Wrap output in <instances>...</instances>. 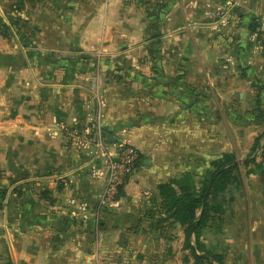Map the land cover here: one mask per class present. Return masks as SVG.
I'll use <instances>...</instances> for the list:
<instances>
[{
  "label": "crops",
  "instance_id": "crops-1",
  "mask_svg": "<svg viewBox=\"0 0 264 264\" xmlns=\"http://www.w3.org/2000/svg\"><path fill=\"white\" fill-rule=\"evenodd\" d=\"M151 1L165 6L159 28L138 0H25L21 12L0 0V264H178L181 250L185 264L167 233L178 227L182 244L184 228L160 222L158 186L206 176L225 154L242 181L225 263L264 264V163H243L264 127V53L252 41L264 0ZM97 141L142 157L113 207L100 202Z\"/></svg>",
  "mask_w": 264,
  "mask_h": 264
},
{
  "label": "trees",
  "instance_id": "trees-1",
  "mask_svg": "<svg viewBox=\"0 0 264 264\" xmlns=\"http://www.w3.org/2000/svg\"><path fill=\"white\" fill-rule=\"evenodd\" d=\"M24 2L25 0H18L14 10L23 11ZM138 2L140 7L145 8L151 16L149 18L150 28H159L160 14L165 7L164 4H153L151 0H138ZM11 26L19 28L24 24L22 19H11ZM11 26L1 25L3 37H11ZM255 31L256 29L253 32ZM160 35L159 31L155 32L154 38L160 37ZM24 39L26 48L34 47L28 38ZM159 44L160 41L155 42V45ZM29 54L33 56V52L29 51ZM48 57H54V55H48ZM81 60L90 64L94 62L93 58L89 56H81ZM97 67H101V65H98L96 61L94 69ZM120 72L122 71L116 70L108 73L117 80L128 78L129 74L120 76ZM255 122L260 125L264 124V106L260 103L255 113ZM258 153L264 163V132L256 138L251 155L243 162L245 168L256 165L257 158L254 157ZM141 159L142 157L138 164ZM211 167V172L206 176L199 177L191 173H183L158 186V200L160 201L161 215H163L160 222L171 221L172 224L184 228V250L189 251L193 256L195 264H226L225 255L215 249H208L202 238L210 223L225 213V194L229 192L230 188L238 187L242 183L241 167L235 154H225L221 159L213 161ZM261 167L260 165L258 168L261 169ZM3 192L2 197L6 195V190ZM187 261L185 258V262Z\"/></svg>",
  "mask_w": 264,
  "mask_h": 264
},
{
  "label": "built area",
  "instance_id": "built-area-1",
  "mask_svg": "<svg viewBox=\"0 0 264 264\" xmlns=\"http://www.w3.org/2000/svg\"><path fill=\"white\" fill-rule=\"evenodd\" d=\"M252 41L264 53V18L260 20L256 31L253 33ZM76 137L82 140L81 134H77ZM113 148L114 151H110L103 147L99 153V156L102 157L103 171L98 170V172L101 171L100 175L104 177L100 202L105 207L115 206L121 194V189L136 171L141 157V153L137 148L123 141L114 144Z\"/></svg>",
  "mask_w": 264,
  "mask_h": 264
},
{
  "label": "rangeland",
  "instance_id": "rangeland-1",
  "mask_svg": "<svg viewBox=\"0 0 264 264\" xmlns=\"http://www.w3.org/2000/svg\"><path fill=\"white\" fill-rule=\"evenodd\" d=\"M257 98L258 97H256V99L250 98V101L252 102V100H253V102H256ZM250 101H249V103H251ZM256 103H254V104H256ZM262 132H264V127H263V131ZM96 146H97L96 148H98V150H96V155H95L96 158L95 159L96 160H101V162H102V157L99 156V153L101 152L100 150L103 147H105V145L103 143L98 142ZM94 169H96V165H94ZM233 191H234V189L230 188L229 192H227L225 194V199H226V201L224 202L225 213L223 215H220L215 221H212L210 223L208 229L205 230L203 238H202L204 243H205V245H206V247L208 249H215V251H217L219 253H223L222 252L223 248L221 246H223V245L227 246L226 243H225V237L223 235H221V234H222V229L225 228V223L230 221V217H231L230 216V214H231V198H232ZM221 217L225 220V222L223 224H222V221L220 220ZM218 227H219V229H217ZM182 232H181V230H179L178 227L174 231L171 230V229L167 230V233L170 234L171 236L175 237V239L177 240V243H176L177 246L185 244V240L182 242V244H181V242L179 243V241L181 240V238H183V236L180 238V237H178V234L182 233ZM219 247H220V249H218ZM180 252H181V255L176 260V263L183 264L184 263V261H183L184 252H183V250H181ZM186 259L188 261L185 262V264H195V260H194L193 256L190 253H189V255H186ZM226 259H227V255H226Z\"/></svg>",
  "mask_w": 264,
  "mask_h": 264
},
{
  "label": "water",
  "instance_id": "water-1",
  "mask_svg": "<svg viewBox=\"0 0 264 264\" xmlns=\"http://www.w3.org/2000/svg\"><path fill=\"white\" fill-rule=\"evenodd\" d=\"M103 135L105 136L107 142L111 143L113 141H115L116 139L113 137V135H111L108 132H103ZM112 139V140H111Z\"/></svg>",
  "mask_w": 264,
  "mask_h": 264
}]
</instances>
